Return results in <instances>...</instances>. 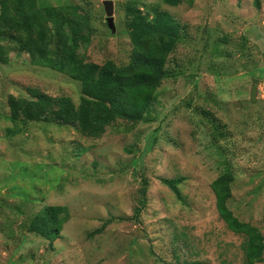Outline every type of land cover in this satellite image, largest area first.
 <instances>
[{
    "label": "rangeland",
    "instance_id": "rangeland-1",
    "mask_svg": "<svg viewBox=\"0 0 264 264\" xmlns=\"http://www.w3.org/2000/svg\"><path fill=\"white\" fill-rule=\"evenodd\" d=\"M40 1L87 11V60L129 61L125 0H113L115 32L105 0ZM141 1L186 27L168 63L178 74L163 80L147 122L119 119L93 138L13 115L12 98L38 91L79 104L81 83L26 53L0 63V264H244V236L221 219L212 189L227 160L230 207L264 234V0ZM180 176L183 201L163 182ZM46 205L70 212L53 243L28 230Z\"/></svg>",
    "mask_w": 264,
    "mask_h": 264
},
{
    "label": "trees",
    "instance_id": "trees-1",
    "mask_svg": "<svg viewBox=\"0 0 264 264\" xmlns=\"http://www.w3.org/2000/svg\"><path fill=\"white\" fill-rule=\"evenodd\" d=\"M125 1L132 44L129 61L119 64L109 59L99 64L87 60L81 51L90 42L92 32L91 18L81 4L0 0V63H8L11 52L26 53L32 64L69 75L81 83L79 104L68 96L38 91L36 99L24 103H14L12 98L13 115L24 112L28 119L44 117L54 124H69L93 138L101 137L119 119L135 124L151 119L158 88L164 79L178 74L168 63L186 27L158 7L150 10L141 0ZM162 1L169 6H192L196 0ZM224 163L226 168L212 182L219 216L230 230L244 236V264H258L263 260L264 234L231 209L235 174L228 160ZM185 179H163L181 201L184 197L180 185ZM147 189L145 181L144 192ZM69 216L65 205H46L32 218L28 230L53 243L61 237Z\"/></svg>",
    "mask_w": 264,
    "mask_h": 264
},
{
    "label": "water",
    "instance_id": "water-1",
    "mask_svg": "<svg viewBox=\"0 0 264 264\" xmlns=\"http://www.w3.org/2000/svg\"><path fill=\"white\" fill-rule=\"evenodd\" d=\"M106 13H107V22H108V26L111 28V30L113 32L116 31V25H115V21H114V8H115V3L113 0H105L103 2ZM257 82L258 79L254 78L253 79V86L251 89V101H255L256 100V93H257Z\"/></svg>",
    "mask_w": 264,
    "mask_h": 264
}]
</instances>
